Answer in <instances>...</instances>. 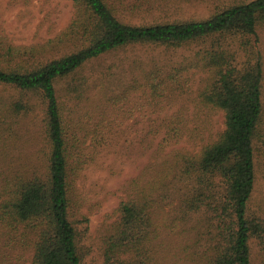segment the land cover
<instances>
[{"label":"trees","instance_id":"trees-1","mask_svg":"<svg viewBox=\"0 0 264 264\" xmlns=\"http://www.w3.org/2000/svg\"><path fill=\"white\" fill-rule=\"evenodd\" d=\"M72 2L74 16L59 38L26 46L0 40V84L43 103L45 132V158L38 168L0 163V229L11 240L32 248L31 264H83L85 250L70 218V141L62 91L69 101L78 102L88 90L87 79L82 74L80 78L79 71L129 44L180 47L210 40V47L197 52L198 60L181 63L169 78L155 82L159 71L143 72V85L160 96L163 87L181 86L180 75L193 65L206 72L199 96L203 103L223 111L224 129L199 153L183 156L187 189L182 212L208 215L213 229L206 254L209 264H253L251 241L264 244V217L252 207L264 146V58L258 48L264 0H235L204 19L142 25L121 20L108 0ZM227 38L238 40L245 50L242 61L229 50ZM61 45L70 50L58 57L38 58L48 47ZM30 109V103L0 94L1 156L5 157L4 144L17 135L19 119ZM150 200L147 194L137 193L120 203L119 221L105 240L104 264L152 263V243L162 223L152 217Z\"/></svg>","mask_w":264,"mask_h":264},{"label":"rangeland","instance_id":"rangeland-1","mask_svg":"<svg viewBox=\"0 0 264 264\" xmlns=\"http://www.w3.org/2000/svg\"><path fill=\"white\" fill-rule=\"evenodd\" d=\"M108 1L121 20L142 25L204 19L235 0ZM74 12L72 0H0V40L15 46L46 44L60 37ZM259 37L257 47L264 58V28L259 29ZM226 41L242 61L246 52L238 40ZM206 47L210 40L180 47L129 44L79 71L88 90L78 102L69 101L62 91L70 141V218L85 250L83 264H104L105 240L119 221L118 207L137 193L150 196L152 217L162 223L152 243L151 264H209L206 254L213 229L208 215L182 212L187 189L183 156L199 153L218 136L224 129V113L202 102L199 91L206 72L198 66L182 72L181 86L163 87L160 96L143 85V72L159 71L155 82L169 78L173 68L198 60L197 52ZM49 48L38 58L58 57L70 50L64 45ZM0 94L31 105L20 125L14 124L17 135L4 144L0 163L38 168L45 158L43 103L2 84ZM258 162L252 207L264 217V146ZM251 249L253 264H264V244L254 239ZM31 259L30 246L11 240L0 229V264H31Z\"/></svg>","mask_w":264,"mask_h":264}]
</instances>
